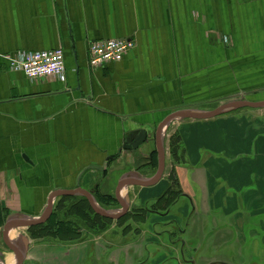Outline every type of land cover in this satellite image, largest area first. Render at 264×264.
I'll return each mask as SVG.
<instances>
[{
    "label": "crops",
    "instance_id": "obj_1",
    "mask_svg": "<svg viewBox=\"0 0 264 264\" xmlns=\"http://www.w3.org/2000/svg\"><path fill=\"white\" fill-rule=\"evenodd\" d=\"M114 39L132 40L135 47L121 62L92 70L91 43ZM55 50L64 52V81H31L10 67L8 57L18 52ZM244 101L264 102V0H0V258L7 253L14 259L0 264H17L3 242L7 222L40 220L55 192L76 194L54 197L46 223L8 235L17 248L28 241L23 264L45 263L49 247L35 244L27 231L50 222L56 206L84 205L91 220H108L84 192L100 211L99 200L111 196L121 212L129 198V212L135 201L126 193H138L142 205L171 187L181 191L174 208L186 200L191 212L197 204L204 214L212 209L219 235L234 230L240 239L259 240L246 229L252 218L264 217V107L168 122L162 145L168 127L186 120L168 137L178 138V162L169 171L165 149L160 181L134 184L157 174L151 167L141 173L138 165L159 161L157 132L166 120ZM123 181L130 183L118 199ZM190 228L186 219L181 236ZM87 243L72 246L73 264H94ZM96 251L102 262L108 249Z\"/></svg>",
    "mask_w": 264,
    "mask_h": 264
},
{
    "label": "rangeland",
    "instance_id": "obj_2",
    "mask_svg": "<svg viewBox=\"0 0 264 264\" xmlns=\"http://www.w3.org/2000/svg\"><path fill=\"white\" fill-rule=\"evenodd\" d=\"M207 112L205 110L202 113ZM202 113L194 112V114ZM233 114L234 112L231 111L222 115L231 116ZM240 116L238 117L240 118ZM179 121L186 120L178 119L171 124L166 130L163 140V146L168 155L167 169L169 171L178 162L175 161V153L180 148L177 144L178 138L168 139V137L173 135ZM167 140L168 142H166ZM150 167L154 173L158 171L159 161L157 158L140 161L138 165L141 173H144ZM169 171L168 174L171 176L172 173ZM175 189L178 190L177 186ZM168 190H172L171 187L166 191ZM177 192L181 194V191ZM108 195H112V190H109ZM125 195L130 196L135 203L131 205L127 215L118 222L97 220L94 216H92L94 218L91 220L89 216L90 210L84 205L75 204L74 206L68 203L71 206H56L55 216L50 222L39 229L27 231L28 237H31L32 240H38L37 242L35 241V244L41 243L40 245L49 247V249H45L44 264H73L70 260L71 253H74L71 252V248L76 245L80 246L84 242H89L87 243L88 251H93L95 254L94 258H92L94 264H264V217L262 219L252 218L246 229V232L252 231V235L259 240L249 238V236L247 239L244 237L240 239L243 234L240 232L236 233L234 230H232L231 234L226 231L225 236H223V234L219 235L214 230L216 226L213 219L216 215L211 212L212 209L207 214H204L197 204V212H191V207L186 200H183L175 208H172L171 216L165 221L176 220L180 228H183L185 220L189 219L192 226V229H190L193 232H188L187 235L181 236L177 233V227L173 225L170 228L176 232L177 236L172 235V240H169L168 236L160 237V233L165 229L155 226L161 220L148 214L146 209L164 212L167 206L177 198V193L170 191V195L166 198L169 203L158 206L153 202L156 199L155 197L148 198L147 201L145 200L140 205L138 204V199L141 197H139L138 193H135V195L126 193ZM141 199L143 200V197ZM160 199H163V197ZM99 201L98 205L104 212L114 215L120 212V207L117 206L115 199L113 200L111 196L108 201ZM241 210L244 211L246 209ZM248 212L247 214H249ZM251 212L253 215L255 213L260 215L261 209H253ZM262 212L264 211L262 210ZM243 230L245 231L244 227ZM83 235L86 236L83 237ZM77 236H82L83 238L80 241L70 242L73 238L76 239ZM99 237L103 238L102 242L98 240L100 239ZM13 239L14 237L11 235L10 242ZM176 239L184 240L186 246L183 247L181 244H177ZM151 243H157L158 245L154 244L156 245L154 246ZM101 245L108 249L107 252L103 253L102 262L96 260L98 256L96 248ZM62 246L65 249H60ZM147 246L148 251L145 250ZM25 264L34 263L30 260Z\"/></svg>",
    "mask_w": 264,
    "mask_h": 264
},
{
    "label": "built area",
    "instance_id": "obj_3",
    "mask_svg": "<svg viewBox=\"0 0 264 264\" xmlns=\"http://www.w3.org/2000/svg\"><path fill=\"white\" fill-rule=\"evenodd\" d=\"M134 47V41L126 39L93 42L89 48V66L95 71L119 63ZM8 60L12 70L24 73L31 81L48 78L65 80L66 63L62 50L18 52Z\"/></svg>",
    "mask_w": 264,
    "mask_h": 264
},
{
    "label": "water",
    "instance_id": "obj_4",
    "mask_svg": "<svg viewBox=\"0 0 264 264\" xmlns=\"http://www.w3.org/2000/svg\"><path fill=\"white\" fill-rule=\"evenodd\" d=\"M264 107V102H260V103H253V102H236V103H229L227 105H223L220 108L216 109L215 111L212 112H208V113H202V114H194V113H177L175 115H173L172 117H170L168 120L165 121V123H163L160 128L158 129L157 132V145H158V154H159V168L157 171V174L155 175V177L151 180V181H147V182H139V181H134V184L140 187H151L153 185H155L156 183H158L160 181V179L163 177L165 168H166V153H165V148L164 146L161 144V132L164 129L165 125L176 119V118H189V119H198V120H207V119H211L217 116H220L222 114L231 112L237 108H263ZM92 170H102V168L99 167H92ZM128 183H130L129 181H123L122 183H120L118 190H117V198L119 199V192L120 190L127 185ZM76 194V192H55L51 195L50 201H49V205L46 209V213L45 215L38 221H17V220H10L9 222H7V224L4 227V231H3V242L6 246V248L8 249V251L10 253H12L17 260V264H23L24 260L26 258V248L28 246V241L26 239H23L24 241V247L23 248H17L16 246H12L11 244H9L8 242V235L10 234V232L14 229V228H31L37 225H42L44 223H46L49 218L52 215L53 212V207H52V199L54 197L57 196H64V195H74ZM84 195H86L87 199L89 200V202L91 203L92 208L94 209V211L111 220H118L121 219L122 217H124L128 210H129V198L127 199V201L125 203H121L122 205V211L117 214V215H112L108 212H104V211H100L94 203V199L93 196L90 193L84 192Z\"/></svg>",
    "mask_w": 264,
    "mask_h": 264
},
{
    "label": "flooded vegetation",
    "instance_id": "obj_5",
    "mask_svg": "<svg viewBox=\"0 0 264 264\" xmlns=\"http://www.w3.org/2000/svg\"><path fill=\"white\" fill-rule=\"evenodd\" d=\"M170 191L172 190H168V191H165L166 193H164L162 195V197H166L168 198V195H170ZM174 193H177V197L178 195H180V193H178L177 191H173ZM165 198V199H166ZM164 198L163 199H158L157 202H155L156 206L158 205H163V204H167L169 203V200H165ZM176 199L175 198V201L171 202L169 206H167V209L161 213V211H157V210H150V209H146V212L152 216H155L156 218L160 219L161 222L155 224V226H160V228L162 227V229H165L164 231H162L160 233V237L161 236H168L169 240H172V235L174 236H177L176 232L175 231H172V229L170 227H172L173 225L177 227V233L178 234H182V231L180 230V227L178 226V223L176 224L175 221H165L167 220V218H169L171 216V213H172V208H174V204L176 202ZM161 213V214H160ZM181 240V241H180ZM176 243L177 244H182L183 243V240L182 239H176ZM152 244H157V243H152ZM158 245V244H157ZM184 247V246H183ZM172 252V250H171Z\"/></svg>",
    "mask_w": 264,
    "mask_h": 264
},
{
    "label": "bare ground",
    "instance_id": "obj_6",
    "mask_svg": "<svg viewBox=\"0 0 264 264\" xmlns=\"http://www.w3.org/2000/svg\"><path fill=\"white\" fill-rule=\"evenodd\" d=\"M208 113V112H207ZM12 236L15 237V234L12 233ZM0 259H3V260H14L11 256V254H3L2 255V258Z\"/></svg>",
    "mask_w": 264,
    "mask_h": 264
},
{
    "label": "trees",
    "instance_id": "obj_7",
    "mask_svg": "<svg viewBox=\"0 0 264 264\" xmlns=\"http://www.w3.org/2000/svg\"><path fill=\"white\" fill-rule=\"evenodd\" d=\"M178 197H179V195H178ZM178 197H177V198H178ZM163 198H166V197H163ZM174 201H175V200H174ZM85 216H86V215H85ZM87 216H88V215H87ZM123 218H124V217H123ZM123 218H122V219H123ZM122 219H121V220H122ZM108 220H109V219H108ZM109 221H111V220H109Z\"/></svg>",
    "mask_w": 264,
    "mask_h": 264
}]
</instances>
